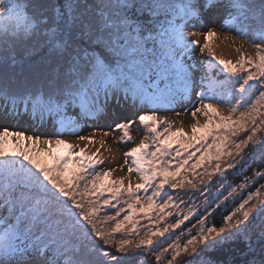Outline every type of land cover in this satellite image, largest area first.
<instances>
[{"label":"snow or ice","instance_id":"snow-or-ice-1","mask_svg":"<svg viewBox=\"0 0 264 264\" xmlns=\"http://www.w3.org/2000/svg\"><path fill=\"white\" fill-rule=\"evenodd\" d=\"M217 27L255 57H218ZM113 105L136 109L116 179L88 151ZM180 109L207 118L191 143L159 115ZM21 120L49 131L0 128V264H217L236 243L264 264V161L228 181L264 151V0H0V121Z\"/></svg>","mask_w":264,"mask_h":264},{"label":"rangeland","instance_id":"rangeland-1","mask_svg":"<svg viewBox=\"0 0 264 264\" xmlns=\"http://www.w3.org/2000/svg\"><path fill=\"white\" fill-rule=\"evenodd\" d=\"M216 30H217V35L209 38L208 44H209V47L216 53V55L218 57L223 58L225 60H230L233 63H236L241 58V52L247 53L248 55L255 57V49H253L249 43H244L243 48L241 49V51L238 52L237 48L239 47L241 41L239 39H237L235 42H233L231 39H225L224 38V36H225L224 31L222 29H220L219 27H217ZM189 31L200 32V31H202V29L194 30L192 28H189ZM232 35L234 36L235 33L233 32ZM192 39H200L201 42H203L202 36H200V37L193 36ZM206 57H207V53H205L203 56H201V54L197 51L196 56L194 57V61H199V60L204 59ZM198 79H199V74H197V80ZM218 79L223 80L224 79L223 74H221L218 77ZM180 111L182 112V114L180 116H177V115H175V113H172V112H163V111L160 112L159 115L167 116L169 120L174 121L175 123L173 124V129L175 130L177 128H182L184 130V132L187 133L188 142L191 143L192 142L191 138L194 135V133L192 131V125L197 123V121H198L199 126L203 127L204 124L206 123L207 118L204 117L202 114L198 113L197 117L194 119L190 113H183V109H180ZM224 111L226 113V111H227L226 108L224 109ZM0 128H3V127H0ZM14 130H16V129H14ZM91 131H92L91 128H87V129L84 128L80 134L88 135ZM130 131H131V136L133 139L131 142L128 143L127 147H131L134 144H138L144 135V133L142 131H140V127L138 124L133 125ZM26 132L28 134H30V131H26ZM104 132H108L109 135L107 137H105ZM33 135H38V134L36 132V133H33ZM95 135H96V143H95V145H89V149H88L89 154L91 152L95 151V149L97 147H100L101 141H105L106 143L104 144V147L101 148V155L104 158V164L101 165L100 167H102V168H116V171L113 173V177H112L113 179H116L119 177H128L127 166H125L123 169L117 167L118 165L123 164V161H124L123 153H124V151H126V145L124 143L118 142L116 139H114V138H118L121 135V133L104 130L103 132L102 131L97 132ZM262 139H264V137H262ZM71 140L73 143L76 142L75 137H71ZM80 147H84V142H80ZM107 149H110V151ZM197 155H199V153H197ZM253 158H256L255 161H264V151L260 150L259 145L256 146L255 155L248 159V162L244 165V167L248 166L247 164L252 162ZM223 159H228V158L225 157ZM244 167L239 168V169H244ZM232 171L233 170H230V173ZM189 175L191 176V173H189ZM129 179L131 180V183L133 184V186L137 183H140L139 176L136 173H132L131 177ZM129 179H125V181H124L126 186L129 182ZM198 179H199V177L196 178L197 182H198ZM228 181L230 183H232L233 186H235V184L238 183V182H234L233 180H231L230 175L228 176ZM259 184H264V180H260ZM255 187H258V184L253 186L252 190H254ZM246 191L247 190H245V192H243V193H238L237 195L238 196L239 195H246ZM215 195H216V193H215V191H213V196H215ZM225 195H227V193H225ZM199 199H202V197H199V194H197L196 196H192L193 201H198ZM226 203H228L229 206H231V202H226ZM121 218H122V216H121ZM169 219H171V217H169ZM140 223L145 224L147 222L144 220H141ZM117 236H119V234H117ZM216 261H217V259H216ZM146 264H154V260L151 256L147 257ZM222 264H223V262H222ZM232 264H234V263H232ZM241 264H243V263H241Z\"/></svg>","mask_w":264,"mask_h":264},{"label":"trees","instance_id":"trees-1","mask_svg":"<svg viewBox=\"0 0 264 264\" xmlns=\"http://www.w3.org/2000/svg\"><path fill=\"white\" fill-rule=\"evenodd\" d=\"M143 18V17H141ZM163 19V17H161ZM194 30L202 29L203 26L200 24H197L195 28H192ZM26 55V54H24ZM136 112V109L126 108V107H120L113 105L107 112V114L98 121H89L88 123L94 127H97L99 129H102V132L104 130L111 131L112 127H114L115 123L119 122V119L123 116L132 117L133 114ZM9 127L12 130H23V131H30V134L36 133L41 134L46 131H49V127H40L38 124H30L27 121H0V127ZM85 129L91 128V127H84ZM92 129V128H91ZM256 158L252 159V162L248 163V166H245L244 169H236L233 170L229 175L231 177V180L234 182H241L244 175H250V169H255L259 167L262 163V161H255ZM259 186V185H258ZM243 245L240 243L236 244H229L226 245L223 250L217 251L215 254V259L217 261H222L223 264H226V262H232L234 264H241L243 263L245 252L242 251Z\"/></svg>","mask_w":264,"mask_h":264},{"label":"water","instance_id":"water-1","mask_svg":"<svg viewBox=\"0 0 264 264\" xmlns=\"http://www.w3.org/2000/svg\"><path fill=\"white\" fill-rule=\"evenodd\" d=\"M217 264H222V261L220 260V261H217Z\"/></svg>","mask_w":264,"mask_h":264}]
</instances>
